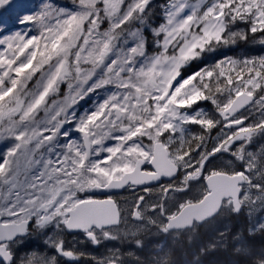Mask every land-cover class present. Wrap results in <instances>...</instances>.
<instances>
[{"label": "snow or ice", "instance_id": "1", "mask_svg": "<svg viewBox=\"0 0 264 264\" xmlns=\"http://www.w3.org/2000/svg\"><path fill=\"white\" fill-rule=\"evenodd\" d=\"M72 4L0 0V264L76 261L84 253L66 247L65 233L118 241L122 223L138 227L149 214L167 236L225 207L264 205V146L249 151L264 137V57L199 66L248 32L264 44V0ZM9 21L24 27L11 31ZM238 22L247 30H233ZM225 154L231 169L209 167ZM161 180L163 199L148 204ZM193 182L202 185L195 198ZM121 189L143 194L122 211ZM169 194L186 199L169 205ZM33 235L46 247L26 250ZM235 240L264 264V250ZM97 264H124L121 251Z\"/></svg>", "mask_w": 264, "mask_h": 264}, {"label": "rangeland", "instance_id": "2", "mask_svg": "<svg viewBox=\"0 0 264 264\" xmlns=\"http://www.w3.org/2000/svg\"><path fill=\"white\" fill-rule=\"evenodd\" d=\"M29 2L35 3L36 0H29ZM57 3L69 9L73 7L72 0H57ZM152 3L154 7L160 4L155 2V0H152ZM15 24L19 23L16 22ZM10 26L11 21H9L7 24L8 28ZM23 27L24 25L22 27H16L11 31L22 29ZM237 29L247 30V26L242 22H238L233 30ZM248 37L249 39L247 40H237L236 45L230 44L228 46H222L214 51L204 53L203 62L200 64V67L214 64L226 57H232L231 53L239 54L237 59L241 60L245 58L258 59L260 57H264V44L259 42L261 39V34H253L248 32ZM228 50L231 51L228 53ZM200 103L201 106H205V102ZM83 106H90V102L83 103ZM192 128H195V125H193ZM262 140L263 141L257 147L249 151L258 152L260 148L264 146V137H262ZM3 143L4 142H0V148H3ZM228 159L229 157L227 154H225V156L222 158H217L215 167L231 169L235 162H229ZM209 167L211 168L213 166L209 165ZM201 191L202 185L197 182H193L190 190L191 195L197 196V194ZM135 196L136 193L132 191H127L121 196L122 211L127 210L131 206ZM177 197L180 199H186V197L180 196L179 194H169L168 204L174 205ZM162 199L163 192L161 187L155 189L149 195L148 204L161 201ZM230 212L231 210L225 207L224 210L218 215L217 219L201 226L200 233H195L197 230L189 231L184 233L179 238H174L175 236L173 235L164 236L162 233L158 232L157 227L154 226L155 224H158V221L155 220V218H153L150 214L145 218L144 224L138 227L131 224L122 223L119 229L121 239L118 242L121 243L123 240L129 241L127 242L128 249L125 250V254L127 255L128 259H125L124 264H198V253L203 254L205 247H216L223 243L224 232L222 229L225 225L226 216ZM242 215L249 219L251 223V229H254V227H256L259 223H264V205L257 204L254 208H249L246 206L242 210ZM125 233H127V235H125ZM133 233H135V236L132 235ZM35 237H37V240H34ZM35 237L32 236L29 238L26 250L31 251L35 248H38L39 246L42 249L46 247L44 245V240L46 237ZM63 238L67 248L82 252L84 255L89 257V259H92L91 263L89 260L84 262V264H95L98 261L104 260L106 257L111 255V250L119 249L121 251L118 246L112 243L113 241L102 240L100 247L94 253L90 249H84L86 246V241L80 235L65 234ZM135 239L142 240L145 243L146 246L143 248V250H138L136 245L131 243ZM159 245H163V249H161ZM23 251L24 249H22L21 254H23ZM165 253H167V255H165ZM95 254L98 255V260L95 259Z\"/></svg>", "mask_w": 264, "mask_h": 264}, {"label": "trees", "instance_id": "3", "mask_svg": "<svg viewBox=\"0 0 264 264\" xmlns=\"http://www.w3.org/2000/svg\"><path fill=\"white\" fill-rule=\"evenodd\" d=\"M155 2L162 3L163 0H155ZM230 51L231 50H228V53ZM231 55V58L234 59H237V57L239 56V54L234 53H231ZM233 221H241V224L238 226V231L240 232V234H243V236L246 238L248 247L252 249L254 253H259L261 250H264V232L256 231V233L253 235H247L248 230L246 229V224L243 222V220H239L238 218L233 216ZM123 242L125 241H122V243H120V246L122 248L127 245V243ZM231 247L232 248H227L224 246L214 248L205 247L203 254L198 253V261L201 262V264H253L252 259H255V257H245L242 253H238L236 251V248L238 247V242L235 239L233 240ZM122 258L123 261H125L126 256L125 254H123V251Z\"/></svg>", "mask_w": 264, "mask_h": 264}, {"label": "flooded vegetation", "instance_id": "4", "mask_svg": "<svg viewBox=\"0 0 264 264\" xmlns=\"http://www.w3.org/2000/svg\"><path fill=\"white\" fill-rule=\"evenodd\" d=\"M206 106V105H205ZM194 130H199L198 129V126H195V128H193ZM216 134V130H214V132H213V135H215ZM263 140H262V137H260V136H257L255 139H254V141H253V144H252V146H250L249 147V150H253L255 147H257L261 142H262ZM210 165H212V166H215L216 165V160H213L212 161V163L210 164ZM167 183V181L166 180H161V181H159V183L158 184H156V185H152V187L150 188V190H149V193L147 194L148 195V197H149V195L155 190V189H158V188H161V187H163L165 184ZM127 191H131V190H125V189H123L122 190V192L121 193H119V194H113L114 195V197L119 201V203H120V206H121V202H122V199H121V196L125 193V192H127ZM134 193H136V196L137 195H140V194H143V192H142V189H138L136 192H134ZM188 196L189 197H193V198H195L196 196L195 195H191V192L189 191V193H188ZM241 216H242V218L244 219V222H249L250 223V221H249V219L248 218H246V217H244L243 215H242V211L239 213ZM218 217V215L214 218V219H211L209 222H211V221H213V220H215L216 218ZM208 223V222H207ZM204 224H206V223H204ZM204 224H202V225H193L191 228H185V229H182V230H178V231H173V232H171L170 234H168V235H173V236H175L174 238H179V237H181L184 233H186V232H189V231H194V230H197L195 233H200V231H201V226H203ZM241 224V221H233V213H229L227 216H226V219H225V225H224V227H223V229H222V231L224 232V241H223V243L221 244V245H219V247H222V245H224V247H227V248H230L231 246H232V239H233V236L234 235H236V234H238V226ZM250 225H251V223H250ZM253 233V232H252ZM252 233H247V235L248 234H252ZM76 235H80L86 242V246H85V250L86 249H90L92 252H94L95 253V251L100 247V244L99 245H94V244H92L90 241H88V240H86L85 239V236L83 235V234H80V233H78V234H76ZM36 235H33V237H35ZM34 240H37V237H35L34 238ZM31 242V241H30ZM31 243H33V242H31ZM113 243V242H112ZM114 244V243H113ZM115 245V244H114ZM116 246H118V245H116ZM40 247V246H39ZM119 247V246H118ZM41 248V247H40ZM126 249H128V248H126ZM95 259L96 260H98V255L97 254H95ZM88 261V257L86 256V255H83L82 257H80L78 260H76V261H68V260H66L65 258H61V264H64V263H66V264H84V262H87ZM92 262V259H90V263ZM95 264H97V263H95Z\"/></svg>", "mask_w": 264, "mask_h": 264}, {"label": "water", "instance_id": "5", "mask_svg": "<svg viewBox=\"0 0 264 264\" xmlns=\"http://www.w3.org/2000/svg\"><path fill=\"white\" fill-rule=\"evenodd\" d=\"M158 183V182H157ZM157 183H155V184H157ZM154 185V184H153ZM122 190V189H121ZM121 190H115L113 193H118V192H120ZM71 233H73V232H71ZM87 238V237H86Z\"/></svg>", "mask_w": 264, "mask_h": 264}, {"label": "bare ground", "instance_id": "6", "mask_svg": "<svg viewBox=\"0 0 264 264\" xmlns=\"http://www.w3.org/2000/svg\"><path fill=\"white\" fill-rule=\"evenodd\" d=\"M160 191V190H159Z\"/></svg>", "mask_w": 264, "mask_h": 264}]
</instances>
